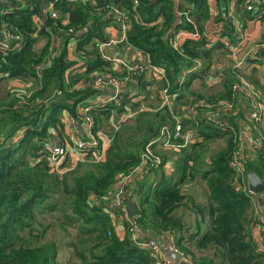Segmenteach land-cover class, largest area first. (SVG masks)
I'll list each match as a JSON object with an SVG mask.
<instances>
[{"label":"trees","instance_id":"16d2710c","mask_svg":"<svg viewBox=\"0 0 264 264\" xmlns=\"http://www.w3.org/2000/svg\"><path fill=\"white\" fill-rule=\"evenodd\" d=\"M231 1L137 0L133 5V0H89L83 5L72 0H0V33L7 29L24 40L20 49L0 50V264H159L141 243L166 234L192 264H264L263 242L250 231L258 222L252 214L254 195L247 188L249 172L264 181V129L257 134L262 149L240 159L242 173L230 166L241 153L239 122H247L238 105L241 98L246 100L234 95L233 87L246 79L263 103L264 88L253 78L240 77L235 63L227 62L237 42L234 27L224 19ZM49 4L54 10H46ZM114 8L125 13L129 24L122 44L165 73L173 97L172 108L142 112L133 125L119 120L118 130H112L110 117L120 116L125 106L138 109L141 101L132 102L127 93L119 106H100L94 101L102 93L81 86L94 72L118 75L95 50L96 42L110 40L108 28L114 26L120 35L111 14ZM232 8L242 30L248 21H264V4L248 11L245 0H235ZM69 28L73 33L49 53L51 37ZM179 30L197 33L198 38L186 39L174 50L169 41ZM41 37L47 41L36 52ZM217 51L226 53L227 61L215 75ZM256 54L263 58L264 50ZM43 59L48 64L38 75L35 67ZM182 71L187 76L180 81ZM210 77L220 79L217 93L206 96L191 90L194 82L205 85ZM7 82L27 87L6 90ZM135 84L146 90L143 79ZM221 103L233 104L234 111L206 122L205 113L216 112ZM81 106L89 108L94 134L104 121L111 128V142L103 161L95 162L93 150H87L75 165H60L58 174L44 160V145L63 140L66 119L76 117ZM186 108L193 109L188 118ZM177 122L191 142L183 147V138L172 141L179 149L173 150L177 157L171 176L164 174L160 151V164L148 163L140 171L127 201L137 205L139 214L132 218L141 234L134 239L122 222L126 235L119 238L108 200L118 180L141 166L146 145L160 129ZM217 141H223L222 146L210 149ZM196 180L207 187L205 203L189 195L190 187L184 191ZM56 211L62 214L57 221L62 232L45 239L50 226L42 225L40 218ZM68 227L77 229L74 238L66 233Z\"/></svg>","mask_w":264,"mask_h":264},{"label":"built area","instance_id":"2783aa9c","mask_svg":"<svg viewBox=\"0 0 264 264\" xmlns=\"http://www.w3.org/2000/svg\"><path fill=\"white\" fill-rule=\"evenodd\" d=\"M89 0H72L74 3H81L83 5L87 4ZM235 0L230 2L228 13L225 14L224 19L227 24L234 27V34L236 36L237 42L234 49H232L231 56H235L236 52L243 44V30L239 21L235 18L233 13V5ZM264 4V0H245V8L250 11L253 10L255 5ZM133 5H137V0H133ZM46 10H54V4H49ZM112 16L115 19V22L120 26V36L119 40L110 38L106 43H95V50L99 54L101 60L108 62L111 66V72L118 74L117 76L108 73L94 72L90 74L89 80L81 84L82 87L92 88L94 90L100 91L101 96L94 101V104H99L100 106H119L122 100V96L125 94H130L132 102L141 101V106L136 110H131L129 106H125V110L120 114L118 121L126 122L129 118H133L138 114L146 111L155 112L164 107L172 108L173 97L169 94L168 83L166 80L165 73L157 67L151 65L144 55V59H130L124 56H119L115 47L118 43H124L125 33L128 29V21L125 13L119 11V9H112ZM51 17L57 18L55 12L51 11ZM38 20V19H37ZM188 22L189 19H186ZM39 21V20H38ZM213 28V27H212ZM107 32H109L107 30ZM73 33V29L69 28L66 30L63 35L59 33L54 34L51 37L49 45V53L56 52L61 46L63 38L69 36ZM0 50L4 51L7 49H20L23 45V37L15 34L7 29H4L0 33ZM198 38L197 33H188L184 30L177 31L170 39L169 43L174 50L183 44L186 39ZM75 41L71 44V50L74 48ZM262 48V44L257 45L256 50ZM107 49V50H106ZM48 64V61L43 59L40 64L35 67L37 74L39 75L42 69ZM200 64L197 63L194 69L199 67ZM187 76V71H182L180 75V81ZM141 78L147 84L146 90L141 91L138 86L135 84L136 81ZM156 86L161 88L156 91ZM155 91L153 94L159 95L160 102L156 110L149 109L145 106L144 102L150 98L151 92ZM111 92V93H109ZM147 93L150 94L149 97ZM233 94L244 99L248 102V124L250 128L246 132V138L249 144V147L253 152L259 151L262 149V139L257 135L259 130L264 124V103L261 99V96L258 92L254 91L253 87L245 80L241 81V84H235L233 87ZM197 106L201 107L202 103H199ZM220 108H217L216 112H206L205 121L206 122H216L220 114L223 112H233V104L221 103ZM89 108L81 106L78 109L76 117H70L66 119V127L68 129L67 139L59 141L58 143H47L44 145V160L47 165L51 168L53 172L61 174L60 165L68 155V147L71 146L73 150L77 153H80V157L76 162L82 160L87 150H93L92 157L95 162H101L104 159L105 153L111 138L104 137L101 133H93V122L92 119L87 115ZM185 117H189L193 113L192 108L184 109ZM113 115L110 117V125L114 130H118V125L112 121ZM81 128V129H80ZM171 128V130H170ZM183 138V147L190 144L189 134L182 133V127L180 123L174 127L164 126L159 131V136L150 141L142 154V163L141 166L125 176H122L117 182V188L114 192V195L108 200L109 204L107 210L110 211V215L113 216L117 214L122 222H126L129 228V232L132 237L136 238V233L138 231V226L135 220L129 215L127 209V199L130 196L129 188L133 185L134 180L140 174V171L148 166L150 163L151 166H158L160 164V157L156 154V151L161 150H177L179 147L172 144V141ZM239 149L241 148V139L238 138ZM242 158L241 153L236 155L230 166L237 173H242V164L240 159ZM190 186L187 184L184 188V191H187ZM256 220H258L256 218ZM141 245L146 248L149 253L158 260L159 264H174L171 260L166 258L161 250L159 242L154 239H148V241L141 243ZM179 257L183 260H187L182 253L177 251ZM192 264L189 260H187Z\"/></svg>","mask_w":264,"mask_h":264},{"label":"crops","instance_id":"0c3cea01","mask_svg":"<svg viewBox=\"0 0 264 264\" xmlns=\"http://www.w3.org/2000/svg\"><path fill=\"white\" fill-rule=\"evenodd\" d=\"M233 5V3H232ZM233 13L235 16V12H234V8H233ZM114 26L108 28V33H109V38H113L116 40H119L121 38V36L118 34L117 30L113 28ZM262 44V48L264 50V21L263 22H257V21H248L245 23L244 27H243V44L241 49H239L235 54V56H231V53L228 52V56H227V60H223L222 65L220 66H215L216 70L214 72V74H217V70H219L220 68L223 69L224 67V61H232L233 63H235L236 65V70L239 73L240 77H245V78H253L254 80H256L259 84V87H263L264 88V57H259V54H256V52H258L256 50L257 45ZM115 49L118 52L117 53L119 56H124L126 58H130V59H144V56H142L139 52L137 51H131L129 48H127L124 44L122 43H118V45H116ZM211 79H215V80H219V84H220V79L213 77ZM245 81H247L246 79H244ZM209 79L205 82L207 85H209ZM9 85H14L15 87H22L23 85L19 83V85L16 84V82H7ZM195 83V82H194ZM194 83L192 85H194ZM7 84V85H8ZM250 84V83H249ZM252 86V85H251ZM220 87V85H219ZM218 87V90H219ZM10 89H12L13 87H9ZM18 88H13V90H16ZM20 90H22L20 88ZM193 90V89H192ZM217 90V91H218ZM195 91V90H193ZM198 91V90H196ZM111 93V92H109ZM155 94H152V97H150L149 99L146 100L145 102V106L149 109H153L152 107H150V105H152L150 103V101L153 100V96ZM246 102H244L242 100V98L239 101V104L241 109L246 107ZM154 105V104H153ZM239 136L241 139V155L242 158L245 159H249L253 157V151L251 150V148L249 147L247 138H246V132H248L249 128H250V124H248V122H243L240 121L239 122ZM81 129V128H80ZM262 129V128H261ZM67 133H68V129L66 128L65 130V134L63 135V140L67 139ZM62 141V140H61ZM68 155L67 157L64 159V161L61 163V165L63 163H66V166H73L76 164L77 159L80 157V153H77L73 150V148L71 146L68 147ZM170 150H165L163 151L162 155L165 157L164 162V174L165 176H171L173 173V168L176 162V157H177V153L175 152H169ZM189 195H191L194 200L198 203H205L207 200V196H208V191H207V187L205 185L204 182L198 181L196 180L195 182L191 183V186L188 190ZM253 202H254V206L252 209V214L253 216L256 215V218L258 220H256L257 225L251 227L250 231L251 234L253 236V238L256 241H262L263 242V246H261V250L264 251V193L261 195H254L253 197ZM135 203V202H134ZM136 204V203H135ZM137 206V205H136ZM113 226H114V231L117 234V236L119 238H124L126 235V231L124 229V225L121 221V219L119 218V216L117 214L113 215ZM141 232L138 230L136 233V238L140 237ZM151 239V238H150ZM156 239L160 246H161V250L164 254V256L166 258H168L169 260H171L174 264H190L187 260H183L180 257L177 258L176 260H173L171 258V255L177 254V250L175 249L173 242H172V237L170 234H166L163 235L162 237H160V239H157L156 237L154 238ZM178 255V254H177ZM179 256V255H178ZM176 262V263H175ZM74 264V263H73Z\"/></svg>","mask_w":264,"mask_h":264},{"label":"rangeland","instance_id":"374dc122","mask_svg":"<svg viewBox=\"0 0 264 264\" xmlns=\"http://www.w3.org/2000/svg\"><path fill=\"white\" fill-rule=\"evenodd\" d=\"M47 40H46V38H44V37H41L40 39H39V41H38V43L35 45V50H36V52H39L40 50H41V48L43 47V45L45 44V42H46ZM107 50V49H106ZM116 52V51H115ZM224 54H226V53H223V52H221V51H217L216 52V54H215V56H216V59H215V62H214V66H220V65H222V62H223V60H224ZM227 55V54H226ZM209 85H207L206 83H205V85H202V82H200V81H196L195 83H194V85H192L191 86V90L193 89V90H198V91H196V92H198V93H200V94H202V95H213L214 93H217L218 91V87H219V80H215V79H211V77L209 78ZM17 85H19V83H16ZM13 87V88H18V89H22L23 91L25 90V87H27V86H22V87H15L14 85H6V90H8V88L9 87ZM13 88H12V90H13ZM155 91H152L151 92V96L150 97H152V94L154 93ZM194 99V98H193ZM192 99V100H193ZM184 101V100H183ZM146 102V101H145ZM145 102H144V104H145ZM154 102V103H153ZM159 102H160V98H159V95H157V93L153 96V100L152 101H150V103L152 104V105H150V107H152L153 108V110H156L157 109V107H158V104H159ZM246 107L245 108H243L242 109V111H243V113H244V116H245V118H246V121H248V113H249V110H248V108H249V106H248V104H247V101H246ZM146 105V104H145ZM177 106V105H176ZM236 110H238V107L235 109V112H236ZM117 112L116 111H113V114H116ZM136 117V116H135ZM135 117H133V118H129L127 121H126V124L127 125H133V120H134V118ZM118 118H119V116H113V119H112V121H113V123H115V124H118L117 123V120H118ZM245 120V119H244ZM243 121V120H242ZM103 127L101 128V129H99V132L98 133H101V135L102 136H104V137H109L110 138V135H112V130H114L113 128H112V130H111V128L110 127H105L106 126V123H105V121L103 122ZM264 129V124L262 125V130ZM137 139H139V136H137ZM222 144H223V141H217V142H214V143H210L209 144V146H210V149H212V150H215V149H217V147H220V146H222ZM166 150V149H165ZM165 150H161L160 152L161 153H163V151H165ZM169 152H172L171 150L169 151ZM116 188H117V185L115 186V190H116ZM261 195V194H260ZM62 219V214L60 213V212H58V211H56V212H53V213H48L47 215H45L43 218L41 217L40 218V222L42 223V225H44V226H46V225H49L50 226V229H49V231L46 233V235H45V239H49V238H51V237H54L55 235H58L59 233H61L62 231H61V229L62 228H60L59 226H58V224H57V221H60ZM42 230V229H41ZM76 228H71V227H68V228H66V233L68 234V235H70V236H73L72 238H74L75 237V235L77 234L76 233ZM60 231V232H59ZM56 237V236H55ZM64 256V255H63ZM62 256V253H60V258H62L61 260H65L64 259V257ZM171 258L173 259V260H176L177 258H179V256L177 255V254H172L171 255ZM176 263V262H175Z\"/></svg>","mask_w":264,"mask_h":264},{"label":"water","instance_id":"95a60500","mask_svg":"<svg viewBox=\"0 0 264 264\" xmlns=\"http://www.w3.org/2000/svg\"><path fill=\"white\" fill-rule=\"evenodd\" d=\"M147 138H149V135H147ZM247 188L248 191L253 195H260L264 193V181L260 179V177L254 173L249 172L247 173ZM127 209L128 213L131 217H137L139 212L136 204L133 200L127 201ZM157 239H160V236L157 237Z\"/></svg>","mask_w":264,"mask_h":264}]
</instances>
